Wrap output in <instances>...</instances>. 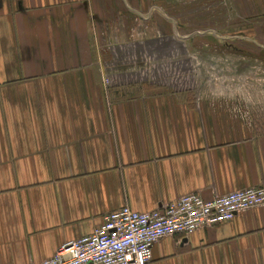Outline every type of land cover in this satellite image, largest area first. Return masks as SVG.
<instances>
[{
  "label": "crops",
  "instance_id": "0c3cea01",
  "mask_svg": "<svg viewBox=\"0 0 264 264\" xmlns=\"http://www.w3.org/2000/svg\"><path fill=\"white\" fill-rule=\"evenodd\" d=\"M220 1L264 50V0ZM169 25V0H0V264L40 262L125 205L264 187V120L236 96L259 89L169 85V54L147 48ZM148 264H264V206L163 238Z\"/></svg>",
  "mask_w": 264,
  "mask_h": 264
},
{
  "label": "rangeland",
  "instance_id": "374dc122",
  "mask_svg": "<svg viewBox=\"0 0 264 264\" xmlns=\"http://www.w3.org/2000/svg\"><path fill=\"white\" fill-rule=\"evenodd\" d=\"M213 3V0H169L168 45L153 39L156 41L147 48L151 55L169 54V85L259 89L253 91L256 94L248 91L236 96L245 103L251 119L264 120V92L261 91L264 89V50L251 46L242 35L245 32L239 33L223 24L226 15L222 12V2L215 6ZM142 18V23L148 22ZM134 45L125 47L126 52L138 48ZM184 55L190 59L181 60Z\"/></svg>",
  "mask_w": 264,
  "mask_h": 264
},
{
  "label": "built area",
  "instance_id": "2783aa9c",
  "mask_svg": "<svg viewBox=\"0 0 264 264\" xmlns=\"http://www.w3.org/2000/svg\"><path fill=\"white\" fill-rule=\"evenodd\" d=\"M259 206H264L262 186L210 199L190 192L147 212L125 205L107 213L91 234L68 241L52 256L29 264H148L153 246L161 239L230 222L238 213Z\"/></svg>",
  "mask_w": 264,
  "mask_h": 264
}]
</instances>
